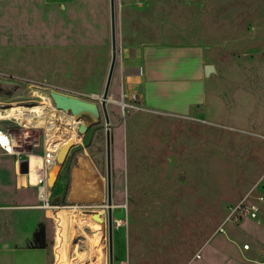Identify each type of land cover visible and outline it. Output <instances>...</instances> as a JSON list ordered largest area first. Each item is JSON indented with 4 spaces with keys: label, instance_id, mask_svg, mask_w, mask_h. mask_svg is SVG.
I'll return each mask as SVG.
<instances>
[{
    "label": "rangeland",
    "instance_id": "rangeland-1",
    "mask_svg": "<svg viewBox=\"0 0 264 264\" xmlns=\"http://www.w3.org/2000/svg\"><path fill=\"white\" fill-rule=\"evenodd\" d=\"M115 2L118 54L124 41L201 44L224 78L233 69L240 78H255L264 68V0ZM103 42L102 0H0V127L17 126L13 117L2 115L39 105L41 84L102 97L112 51L104 54ZM118 82L116 71L112 85ZM110 98L116 101L108 103L110 124L102 114L81 146L107 176L106 130L111 129L112 187L124 209L127 239L120 264H260L264 202H258L255 218L236 219L232 212L245 198L256 204L264 191V139L247 125L233 128L226 110L201 125L148 110L139 99L126 100L125 107L112 88ZM75 147L64 163L57 159L51 175ZM0 165L9 167H0V206L36 204L41 159L31 160L28 190L17 186L14 156L0 149ZM69 179L70 171L67 188ZM47 223L33 225L46 230Z\"/></svg>",
    "mask_w": 264,
    "mask_h": 264
},
{
    "label": "crops",
    "instance_id": "crops-1",
    "mask_svg": "<svg viewBox=\"0 0 264 264\" xmlns=\"http://www.w3.org/2000/svg\"><path fill=\"white\" fill-rule=\"evenodd\" d=\"M102 40L105 54L110 47L112 50L110 0L109 5L107 0H102ZM111 58L112 51L111 57L106 58L108 68ZM208 65H213L217 74L207 76ZM116 71L119 82L111 84L113 98L119 95L124 103L128 99L133 102L139 99L148 110L193 118L201 125L204 122L212 124L208 117L219 112L222 115L226 110V121L233 128L247 125L254 129V135L264 139V68L257 71L255 78L247 75L240 78L236 69L224 78L207 48L201 44L124 41L117 55L114 73ZM222 103L226 105L222 107ZM248 118L250 121L246 123ZM25 131L24 139L31 136L30 131ZM81 145H85L84 138L81 144L75 140L76 147L70 154L75 157L71 168L69 157L55 175L51 202L57 207L41 208L38 190L36 204L18 208L0 206V264H109L107 176ZM22 150L17 156L3 153L16 158L17 186L28 190L33 186L31 160L41 159L43 152L26 144ZM25 160L29 162V173L20 172V164ZM2 166L9 169L8 165ZM55 167L56 163L50 178ZM3 171L7 177V170ZM68 171L67 188L64 180ZM112 197L114 262L120 264L125 257L127 239H123L125 214L114 183ZM64 202L66 205H61ZM72 205L79 208H70ZM12 216L17 218L15 226ZM43 219L49 222L47 229L34 228L33 223L40 224Z\"/></svg>",
    "mask_w": 264,
    "mask_h": 264
},
{
    "label": "built area",
    "instance_id": "built-area-1",
    "mask_svg": "<svg viewBox=\"0 0 264 264\" xmlns=\"http://www.w3.org/2000/svg\"><path fill=\"white\" fill-rule=\"evenodd\" d=\"M40 86H42V93L38 96L39 105L33 108H22L19 117L18 115L8 116L9 118L13 117L17 126L0 127V149L6 154L16 156L22 154V148L25 147V144L42 150L40 180L38 182L39 206L41 208H55L57 206H54L51 202L50 171L55 166L56 158L61 148L70 140L75 142L76 138L81 136L79 134V127L83 121L77 120L70 112L58 109L51 97V92H58L70 97L97 102L100 100V97L95 94L88 95L80 91L68 90L50 84H41ZM36 108H40V110L33 111ZM19 111L17 110L15 113ZM36 114H39L45 120L42 119L40 122L39 116L35 117L34 122L23 119L24 117L27 118ZM25 130L30 131L31 136L26 139H15L13 137L15 132H23ZM1 135H4L6 139L2 140ZM20 160L22 161L23 159L20 158ZM246 200L247 198L242 200L233 209L232 214L236 216V219L240 216L255 218L260 209L258 202H264V191L255 198L256 204L251 202L246 203ZM89 207L87 206V208ZM70 208H79V206L72 205ZM220 231H224L223 227L220 228ZM260 264H264V258L260 260Z\"/></svg>",
    "mask_w": 264,
    "mask_h": 264
},
{
    "label": "water",
    "instance_id": "water-1",
    "mask_svg": "<svg viewBox=\"0 0 264 264\" xmlns=\"http://www.w3.org/2000/svg\"><path fill=\"white\" fill-rule=\"evenodd\" d=\"M111 11V46H112V58L107 75L105 89L102 97H100L101 103L97 101L82 100L76 97H70L58 92H51V97L56 107L65 112L72 113L77 120H82L83 123L79 127V134L83 136L92 125L97 124L102 114L105 118L106 124H110V116L108 111V103L116 102L110 98V89L114 76V71L117 62V21H116V2L110 0ZM206 75L210 76L212 73L217 74V71L213 65L206 66ZM126 105V104H125ZM124 105V106H125ZM74 146V142L70 140L59 151L57 159L58 164L64 163L69 150ZM106 148H107V182H108V227H109V264H115L114 262V246H113V187H112V134L111 129L106 130ZM21 173H29V162L27 160L20 164ZM50 186L52 187L55 182V177L51 176Z\"/></svg>",
    "mask_w": 264,
    "mask_h": 264
},
{
    "label": "bare ground",
    "instance_id": "bare-ground-1",
    "mask_svg": "<svg viewBox=\"0 0 264 264\" xmlns=\"http://www.w3.org/2000/svg\"><path fill=\"white\" fill-rule=\"evenodd\" d=\"M123 104V103H122ZM33 111H39V110H33ZM21 112L22 111H20V112H17V113H12V115L14 116V115H18V117L21 115ZM41 112V111H40ZM3 116V118H7L8 116H11V115H7L6 116V114L5 115H2ZM37 116H39L40 117V119H39V121L41 122L42 121V119H43V117H41L39 114H36V115H32L31 117H27V118H23L25 121H29V122H34V119H36L35 117H37ZM43 120H45V118L43 119ZM21 133V131H19V132H15L14 134H13V137L15 138V139H17V136H19V134ZM2 136V140H5L6 139V137L4 136V135H1Z\"/></svg>",
    "mask_w": 264,
    "mask_h": 264
}]
</instances>
